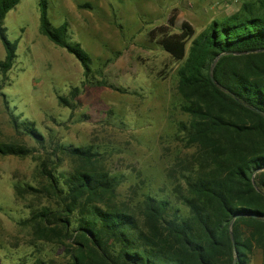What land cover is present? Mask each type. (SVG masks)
<instances>
[{
	"label": "trees",
	"instance_id": "trees-1",
	"mask_svg": "<svg viewBox=\"0 0 264 264\" xmlns=\"http://www.w3.org/2000/svg\"><path fill=\"white\" fill-rule=\"evenodd\" d=\"M20 1L0 0L4 76L18 49L4 20ZM49 4L39 0L41 32L79 60L86 81L95 73L102 76L82 43L70 39L69 22L52 24ZM158 30L163 47L182 61L177 88L182 110L190 116L182 129L193 152L182 162L185 193L179 198L188 213L174 209L169 198L150 194L141 207L118 205L119 180L95 164L91 147L57 144L42 160L41 171L49 191L62 198L61 208L43 207L29 221L35 239L58 242L69 258L27 264H232L233 259L250 264L254 248L264 255V0H241L237 10L213 19L197 35L188 22L180 32ZM78 91L73 87L71 97ZM59 100L71 103L64 95ZM11 117L17 130L23 127L21 132L44 147L45 136L34 123L20 122L12 111ZM59 151L78 159L72 172L59 169ZM32 152L27 143L0 140V155Z\"/></svg>",
	"mask_w": 264,
	"mask_h": 264
},
{
	"label": "rangeland",
	"instance_id": "rangeland-1",
	"mask_svg": "<svg viewBox=\"0 0 264 264\" xmlns=\"http://www.w3.org/2000/svg\"><path fill=\"white\" fill-rule=\"evenodd\" d=\"M83 3L90 7H80ZM232 3L228 11L203 14L188 0H50L52 24L68 21L70 39L81 42L94 69L103 71L89 81L79 60L41 32L39 0H21L8 12L4 26L18 49L13 67L5 76L0 71V140L27 143L33 152L0 155V264L69 258L58 242L35 239L29 221L43 207L61 208L62 198L49 191L41 171L42 160L57 144L91 147L95 164L119 180L118 205L141 207L150 194L169 198L174 209L188 213L179 198L185 193L182 162L193 152L182 129L190 116L182 110L177 88L182 61L160 43L158 28L180 32L188 22L197 35L213 19L237 10L239 0ZM5 55L0 40V61ZM102 79L107 83H89ZM73 87L79 88L76 98ZM60 95L71 103H61ZM11 111L20 122L34 123L45 136L44 147L21 132L23 127L16 129ZM59 154V169L72 172L78 159ZM250 264H264L260 248L253 249Z\"/></svg>",
	"mask_w": 264,
	"mask_h": 264
},
{
	"label": "crops",
	"instance_id": "crops-1",
	"mask_svg": "<svg viewBox=\"0 0 264 264\" xmlns=\"http://www.w3.org/2000/svg\"><path fill=\"white\" fill-rule=\"evenodd\" d=\"M213 1L214 0H188V3L192 6V8L196 9L197 12L203 14L212 9H223L222 11H228V9L230 10V8L234 5L232 0H220L218 4H214Z\"/></svg>",
	"mask_w": 264,
	"mask_h": 264
},
{
	"label": "water",
	"instance_id": "water-1",
	"mask_svg": "<svg viewBox=\"0 0 264 264\" xmlns=\"http://www.w3.org/2000/svg\"><path fill=\"white\" fill-rule=\"evenodd\" d=\"M232 264H236V260L235 259H233Z\"/></svg>",
	"mask_w": 264,
	"mask_h": 264
},
{
	"label": "built area",
	"instance_id": "built-area-1",
	"mask_svg": "<svg viewBox=\"0 0 264 264\" xmlns=\"http://www.w3.org/2000/svg\"><path fill=\"white\" fill-rule=\"evenodd\" d=\"M215 1V0H214Z\"/></svg>",
	"mask_w": 264,
	"mask_h": 264
}]
</instances>
